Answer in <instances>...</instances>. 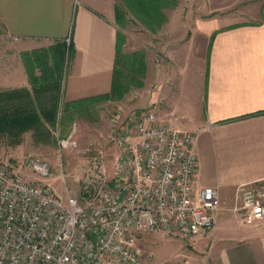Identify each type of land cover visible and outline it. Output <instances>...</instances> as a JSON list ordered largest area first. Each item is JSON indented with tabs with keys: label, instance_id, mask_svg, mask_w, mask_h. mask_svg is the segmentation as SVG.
Here are the masks:
<instances>
[{
	"label": "crops",
	"instance_id": "1",
	"mask_svg": "<svg viewBox=\"0 0 264 264\" xmlns=\"http://www.w3.org/2000/svg\"><path fill=\"white\" fill-rule=\"evenodd\" d=\"M119 1L0 0L2 41L12 52L0 67V90L30 88L21 54L65 42L73 49L62 112L108 94ZM166 17L156 32L165 38L158 65L147 70L156 88L140 105L160 124L196 134L195 185L216 189L221 211L212 229L183 240L190 249L173 248L159 264H264V224L244 226L233 212L238 188L264 179V0H198Z\"/></svg>",
	"mask_w": 264,
	"mask_h": 264
},
{
	"label": "built area",
	"instance_id": "2",
	"mask_svg": "<svg viewBox=\"0 0 264 264\" xmlns=\"http://www.w3.org/2000/svg\"><path fill=\"white\" fill-rule=\"evenodd\" d=\"M195 141L145 109L115 137L112 177L98 155L79 197L65 199L43 180L46 164H0V264H146L142 235L191 240L212 229L221 204L216 189L195 185ZM233 212L244 226L264 224V179L238 188Z\"/></svg>",
	"mask_w": 264,
	"mask_h": 264
},
{
	"label": "rangeland",
	"instance_id": "3",
	"mask_svg": "<svg viewBox=\"0 0 264 264\" xmlns=\"http://www.w3.org/2000/svg\"><path fill=\"white\" fill-rule=\"evenodd\" d=\"M175 2L174 7L161 10L165 21L168 12L171 13L174 8L188 11L190 7H197L198 4V0ZM152 23V20L137 16L129 7L121 9V19L117 21L121 38V68L118 70H121V83L127 88L119 100L101 102L88 110H81L80 113H66L61 109L49 144L35 143L31 132L25 133L17 145H12L7 138H0V164L15 172L25 169L29 161L36 160L46 164L51 175L43 180L63 199L68 196L79 197L81 179L90 167L92 159L98 155L101 157L106 176L110 179L119 152L115 142L116 135L131 129L138 114L144 110L140 105L144 92L156 88V78L148 77L147 70L151 65H158L156 59L161 55L158 48L165 38L156 33L162 23L159 27ZM2 39L3 29L0 26V67L12 56L10 43L3 42ZM134 55H137V60H142L145 66L142 74L135 71L132 62ZM20 56L23 60V54ZM66 71L67 66L63 71L64 77ZM154 73L155 71L152 72ZM138 83L142 85L138 86ZM68 139L69 142L64 148V140ZM137 245L145 253L146 264H159L161 259L172 257L173 248L190 249L186 241L162 235H142L138 238Z\"/></svg>",
	"mask_w": 264,
	"mask_h": 264
},
{
	"label": "trees",
	"instance_id": "4",
	"mask_svg": "<svg viewBox=\"0 0 264 264\" xmlns=\"http://www.w3.org/2000/svg\"><path fill=\"white\" fill-rule=\"evenodd\" d=\"M175 4V0H120L116 3V18L117 21L121 19L122 7H129L137 16L152 20V25L159 27L165 22L161 10L174 7ZM120 40L118 32L117 56L110 92L82 100L76 105L79 107V110H75L76 113L88 110L101 102L119 100L125 93L127 87L121 83V70H118L121 68ZM72 49L70 43L59 42L48 50L41 49L23 54L30 88L0 90V138H7L12 145H17L25 133L31 132L35 143L51 142L52 129L59 121L58 114L62 107L65 79L63 71L68 67ZM134 58L132 62L135 71L144 73L142 60H137V55H134ZM141 85L142 83H138V86ZM71 107L64 104L65 110L70 111Z\"/></svg>",
	"mask_w": 264,
	"mask_h": 264
}]
</instances>
